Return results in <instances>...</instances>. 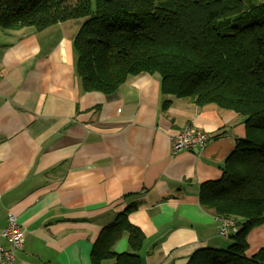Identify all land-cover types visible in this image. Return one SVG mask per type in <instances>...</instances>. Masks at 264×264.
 <instances>
[{
    "label": "crops",
    "instance_id": "1",
    "mask_svg": "<svg viewBox=\"0 0 264 264\" xmlns=\"http://www.w3.org/2000/svg\"><path fill=\"white\" fill-rule=\"evenodd\" d=\"M69 23L0 30V231L11 212L25 231L11 264H92L103 228L131 206L128 219L145 235L142 264H186L200 248L227 247L199 190L222 176L244 118L180 100L164 110L156 74L111 95L84 90L73 47L80 24ZM187 124L211 138L174 153ZM127 238L116 252L130 251ZM248 244V255L264 247V224Z\"/></svg>",
    "mask_w": 264,
    "mask_h": 264
},
{
    "label": "trees",
    "instance_id": "2",
    "mask_svg": "<svg viewBox=\"0 0 264 264\" xmlns=\"http://www.w3.org/2000/svg\"><path fill=\"white\" fill-rule=\"evenodd\" d=\"M82 20L73 40L84 90L111 95L130 79L157 75L166 110L175 100L233 110L246 133L200 185V204L234 217L225 248L196 250L186 264H264V247L248 255V235L264 224V0H0V30L41 31ZM131 206L103 228L92 264H142L145 235ZM128 234L130 251L116 243Z\"/></svg>",
    "mask_w": 264,
    "mask_h": 264
},
{
    "label": "built area",
    "instance_id": "3",
    "mask_svg": "<svg viewBox=\"0 0 264 264\" xmlns=\"http://www.w3.org/2000/svg\"><path fill=\"white\" fill-rule=\"evenodd\" d=\"M0 72V80L4 77ZM210 134L201 131L196 127L187 124L175 137L172 150L174 153L183 149L201 147L210 139ZM219 223V234L229 238L238 230V221L234 217L216 216ZM2 240L9 242V246L2 243ZM25 240V231L22 229L16 214L10 213L7 227L0 231V264H11L18 251L22 250Z\"/></svg>",
    "mask_w": 264,
    "mask_h": 264
},
{
    "label": "rangeland",
    "instance_id": "4",
    "mask_svg": "<svg viewBox=\"0 0 264 264\" xmlns=\"http://www.w3.org/2000/svg\"><path fill=\"white\" fill-rule=\"evenodd\" d=\"M77 20H78V21L71 20L72 23H69V24H71V26H72L73 23H78V24L81 25L82 20H79V19H77ZM80 21H81V22H80ZM80 25H79V27H80ZM79 27H78V28H79ZM190 125H192V124H190ZM192 126H193V125H192ZM199 130H200V129H199ZM201 131H203V130H201ZM204 132H205V131H204ZM207 133H208V132H207ZM208 134H209V133H208ZM210 137H211V136H210ZM224 248H225V247H224Z\"/></svg>",
    "mask_w": 264,
    "mask_h": 264
}]
</instances>
